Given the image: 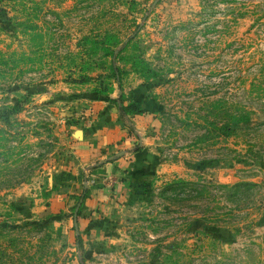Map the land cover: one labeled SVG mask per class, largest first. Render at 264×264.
Returning <instances> with one entry per match:
<instances>
[{"label": "rangeland", "instance_id": "374dc122", "mask_svg": "<svg viewBox=\"0 0 264 264\" xmlns=\"http://www.w3.org/2000/svg\"><path fill=\"white\" fill-rule=\"evenodd\" d=\"M101 97L141 111L91 207L60 134ZM20 100L0 264H264V0H0V115Z\"/></svg>", "mask_w": 264, "mask_h": 264}, {"label": "crops", "instance_id": "0c3cea01", "mask_svg": "<svg viewBox=\"0 0 264 264\" xmlns=\"http://www.w3.org/2000/svg\"><path fill=\"white\" fill-rule=\"evenodd\" d=\"M112 98L114 97L112 96ZM83 104L87 106L91 117L90 125L65 127L60 138L61 143L69 150L64 154L63 159H65L64 163L69 166L71 174L89 172V175L99 184L104 182L105 188L102 190L96 186L88 187L85 201L87 206L92 207L98 203L101 195L107 194L110 183H117L125 172V167L129 163L127 155L115 161L96 164L125 148L128 129L123 123V118L120 117L121 112L118 106L111 104L107 98L101 97L99 101L83 99ZM135 130L140 135V131ZM140 162H142L140 159L134 160L133 166H138ZM58 170H60L59 167L54 172L57 173ZM56 196L54 195L52 199H56Z\"/></svg>", "mask_w": 264, "mask_h": 264}, {"label": "trees", "instance_id": "16d2710c", "mask_svg": "<svg viewBox=\"0 0 264 264\" xmlns=\"http://www.w3.org/2000/svg\"><path fill=\"white\" fill-rule=\"evenodd\" d=\"M114 68V67H113ZM118 69L114 68V72H113V77L115 78V80L119 83L120 82V76L119 74L116 72ZM121 97V96H120ZM23 102L20 100L18 101L16 104L13 105H9L7 106L6 111L4 112L3 115H0V117H4L6 119L9 118L10 115H16L18 113H20L23 110ZM120 109H121V114L124 116L129 110L131 112H135V111H141L140 106H136L135 103H129L128 105H124L123 102H120ZM80 241V240H79ZM78 241V242H79Z\"/></svg>", "mask_w": 264, "mask_h": 264}, {"label": "water", "instance_id": "95a60500", "mask_svg": "<svg viewBox=\"0 0 264 264\" xmlns=\"http://www.w3.org/2000/svg\"><path fill=\"white\" fill-rule=\"evenodd\" d=\"M124 155H125V151H120L118 153H115V154L107 157L106 159H104L103 161L97 163L96 165H100V164H103V163H106V162H110V161H115V160L123 157ZM76 214H77V212L75 213V216H74V223H75V227L77 229Z\"/></svg>", "mask_w": 264, "mask_h": 264}]
</instances>
